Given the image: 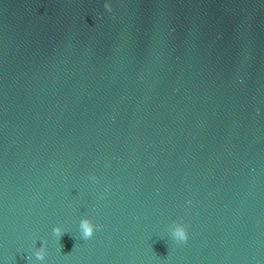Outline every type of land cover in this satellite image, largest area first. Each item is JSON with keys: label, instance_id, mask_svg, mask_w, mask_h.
<instances>
[{"label": "water", "instance_id": "water-1", "mask_svg": "<svg viewBox=\"0 0 264 264\" xmlns=\"http://www.w3.org/2000/svg\"><path fill=\"white\" fill-rule=\"evenodd\" d=\"M105 2L0 0V264H264V0Z\"/></svg>", "mask_w": 264, "mask_h": 264}, {"label": "clouds", "instance_id": "clouds-1", "mask_svg": "<svg viewBox=\"0 0 264 264\" xmlns=\"http://www.w3.org/2000/svg\"><path fill=\"white\" fill-rule=\"evenodd\" d=\"M105 9L108 12H112L113 7L110 2V0H106L104 4ZM93 182L97 180L96 176H92L90 178ZM174 227L171 230V237L172 239L177 243V244H184L188 241L189 239V233L187 226L184 225L183 223L180 222H174ZM102 228L101 225H96L94 224L89 218H83L79 222V229L80 233L83 239H91L95 232L97 230H100ZM66 233L65 229H63L61 226H56L53 229V234L54 236L58 239L61 240L62 236ZM37 243V242H34ZM40 244V248L38 251H36L35 255L38 260L43 261L45 259V245L46 241L44 242H38Z\"/></svg>", "mask_w": 264, "mask_h": 264}]
</instances>
